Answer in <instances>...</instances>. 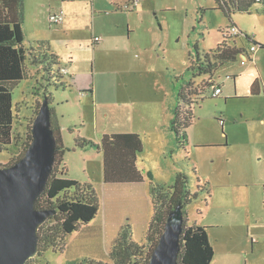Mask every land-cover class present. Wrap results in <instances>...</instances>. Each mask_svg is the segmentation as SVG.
Returning a JSON list of instances; mask_svg holds the SVG:
<instances>
[{
  "label": "rangeland",
  "instance_id": "obj_1",
  "mask_svg": "<svg viewBox=\"0 0 264 264\" xmlns=\"http://www.w3.org/2000/svg\"><path fill=\"white\" fill-rule=\"evenodd\" d=\"M25 2L26 45L48 39L70 68L65 78L71 87L49 85L43 64L29 51L28 76L12 89L15 131L24 138L31 133L47 86L50 105L65 126L67 176L90 181L101 195L103 155L75 149L74 138L98 143L105 133L141 131L138 164L145 179L173 183L179 172L187 173L191 190L198 191L186 206L188 224L209 225L218 253L230 246L238 264H264V47L256 44L257 65L242 64L247 55L221 64L211 88L190 68L197 52L203 57L215 49L232 24L264 44V2L231 16L216 0H140L136 10L125 0ZM53 10H64V23H51ZM97 35L102 41L94 44ZM238 37L247 49L254 44ZM217 85L223 92L213 95ZM183 87L193 103L180 101ZM177 104L181 113L195 105L182 148L168 128ZM22 150L23 145L14 155L0 150V162L10 163ZM100 214L91 223L96 237L85 242L79 233L69 234L63 251L38 252L27 264H71L84 257L114 264L105 250Z\"/></svg>",
  "mask_w": 264,
  "mask_h": 264
},
{
  "label": "trees",
  "instance_id": "obj_2",
  "mask_svg": "<svg viewBox=\"0 0 264 264\" xmlns=\"http://www.w3.org/2000/svg\"><path fill=\"white\" fill-rule=\"evenodd\" d=\"M216 2L228 16H231V12L236 9L250 11L253 4L256 3L255 0H216ZM0 14L3 15L0 18V150H8L14 155L23 145L21 153L13 156L10 163L0 162L1 168L16 163L24 156L32 141V133L27 134V137L24 138L14 128L12 89L28 76L26 63L29 49L25 46L23 29L24 0H14L13 4H10L6 11L4 9V12ZM258 44L264 47V44ZM47 52L43 55V61H40L47 74L46 81L49 82V85L67 87L68 82L65 79V74L61 72L57 54L46 55ZM244 52L243 45L237 44L234 37L224 34V40L215 49L207 52L203 57L197 52V60L190 67L193 77L212 74L221 63L236 60ZM192 82L193 80L189 81L184 87ZM205 84L208 87L213 86L212 81H206ZM45 87L43 95L48 97L51 104L53 95L48 91V87ZM184 87L180 92V101L183 100L188 105L193 101L184 94ZM193 92L190 94L192 95ZM51 110V126L57 145L56 160L47 185L36 202V207L53 209L56 210V213L39 229V253L50 248L63 251L66 247L67 235L77 231L83 224L91 222L102 207L100 196L93 183L67 176L64 163V153L67 147L63 140L61 124L55 117L53 107ZM173 113L170 129L176 135L178 146L185 147L188 143L186 128L192 122L194 110L189 108L185 113H181L180 106L177 104ZM132 136L136 138V143L133 150H130ZM75 142L77 147L103 150L105 183L143 181L135 161L136 153L142 148L141 139L137 134H105L100 143L77 136ZM128 171L130 173L127 175ZM152 196L154 213L145 230H135L133 224L128 220L117 228L112 240L108 241L107 250L114 264H148L165 229L167 219L179 202L182 203L184 223L180 237L181 249L178 255V264H211L215 249L210 242L207 226L197 223L188 224L189 216L186 206L198 196V191L193 192L189 186L188 174L179 172L173 183L153 185ZM71 264H111V262L84 257L81 260L71 261Z\"/></svg>",
  "mask_w": 264,
  "mask_h": 264
},
{
  "label": "water",
  "instance_id": "obj_3",
  "mask_svg": "<svg viewBox=\"0 0 264 264\" xmlns=\"http://www.w3.org/2000/svg\"><path fill=\"white\" fill-rule=\"evenodd\" d=\"M52 110L47 96L31 129L32 141L16 163L0 168V264H27L39 252V229L56 210L39 209L56 160ZM184 214L182 203L170 213L148 264H178Z\"/></svg>",
  "mask_w": 264,
  "mask_h": 264
},
{
  "label": "crops",
  "instance_id": "obj_4",
  "mask_svg": "<svg viewBox=\"0 0 264 264\" xmlns=\"http://www.w3.org/2000/svg\"><path fill=\"white\" fill-rule=\"evenodd\" d=\"M126 1H128V0H125L124 3H126ZM13 2H14V0H0V13L4 12V9L6 11V8H8V6L10 4H13ZM121 3L117 5V11L122 10L123 4H121ZM136 9L137 8H135V10ZM25 10H26V2L24 0V11ZM52 12H57V11L53 10L50 13H52ZM64 14H65V17H64V20H63L62 23H64V21L66 19V13L64 12ZM2 16L3 15L0 14V18ZM25 22H26V12H25V21L23 23V29H24V26H25ZM24 32H25V30H24ZM224 34H225V32H224ZM236 37H238V36L234 37L236 42H237ZM247 39L250 42H253L254 44L256 42L258 43V41L256 40L255 36H253V40L251 38H247ZM101 41H102V38L100 37V40L99 41H94V44H98ZM38 42L41 43V44L39 43V46L36 45V47H33V46L28 47L26 45V36H25V46L29 49L30 53H32L33 58H34L35 61H37V62L43 61V55L48 50L46 55H49L51 53L57 54L58 59H59L60 64H61V67H67L69 69V73H70L69 66L63 63L62 56L60 55V53L58 51L53 49L52 44H51V42L48 39L47 40L43 39V40L40 41V39L37 38V43ZM237 44H239V43L237 42ZM254 44H250L249 45V49H247L243 45L245 47V52H244V54H241V55H243V56L247 55V56H244L243 60H245V63H242V64L247 65L249 63V61H250L252 63L251 65H253V64L257 65V63H258L257 56H256V52L257 51L255 52V54L250 51V47L252 45H254ZM260 48H263V47L260 46ZM221 64H223V63H221ZM214 72L212 74H214ZM69 73H68V75H69ZM212 74L202 75V77H205L206 81H210V82L212 81L213 82V86H211V87H214L215 86V81H214V78H213ZM40 77H41V75L38 77V79ZM66 77H67V75H66ZM67 82L69 84V87H71L70 82L69 81H67ZM216 87L221 88V92L219 93V94H221L223 92L222 87L220 85H217ZM62 88L67 89L68 86L67 87H62ZM206 88H208L207 85H206ZM210 88H209V90H210ZM53 109H54V112H55V117L58 119L57 113H56V109L54 107H53ZM58 121H59V119H58ZM59 123H60V121H59ZM60 124H61L63 140H64L65 145L67 146L66 141H65V126L62 125V123H60ZM168 128H169V130H171L170 129V124H169ZM113 133H132V134H137L140 137L141 142H142V148H141V150H139L136 153V160L135 161H136V166H137L138 170L142 174L141 176H142L143 181L142 182H128V183H109V184L105 183V159H104V152L101 149L93 148V149H96L99 152H101L102 155H103V182H104L103 185H105V194L101 195V193L99 194V192H98V194L100 196L101 204H102V207H101V210H100L99 213H101L100 215L102 216L101 219H102L103 230H104V246H105V250H106L107 253H108V250H107L108 241L112 240L113 235L116 232L117 228L123 222L129 220L133 224L135 230H137V229H141V231L145 230V228L147 226V223L149 222V220L151 219V217H152V215L154 213V202H153V196H152V187H153V185H155V184H171V183H165V182H162V183L156 182V183H154L152 179L148 182V180L145 179L144 172H143V170L140 168V166L138 164V153H140L144 149V142H143V138L141 136V131L136 130V129H128V130H122V131H117V132H112V133H105V134H113ZM105 134H103V136ZM78 136H80V135H78ZM103 136H102V138H103ZM75 138H74L75 149L76 148H81V147H77L76 146ZM102 138H101V140L98 143H100L102 141ZM135 143H136V138L132 136L131 137V144L132 145L129 148L130 150H133V148L135 147ZM85 149H92V148H85ZM86 171H87V169H85V172ZM129 173H130V171H128L126 174L128 175ZM83 182H90V181H83ZM99 213H98V215H99ZM94 219L91 222L83 224L77 231L71 233L70 235H74L76 233H79V235H81V237H82V239H81L82 241L83 240L85 242L90 241L91 238L96 237V235L94 233V229L91 228L92 227L91 223H93ZM194 223H197V222H194ZM197 224H199V223H197ZM201 225L207 226L210 242L212 244L210 230H209V225H206L204 223H201ZM97 236H98V234H97ZM213 247L215 249V255H214V258H213L211 264H238L236 262L235 254L232 253V250H231L230 246H228V248L225 250V252L223 254L222 253H218V251H217V249H216V247L214 245H213ZM108 255H109V253H108ZM247 263H248V261H247Z\"/></svg>",
  "mask_w": 264,
  "mask_h": 264
},
{
  "label": "built area",
  "instance_id": "obj_5",
  "mask_svg": "<svg viewBox=\"0 0 264 264\" xmlns=\"http://www.w3.org/2000/svg\"><path fill=\"white\" fill-rule=\"evenodd\" d=\"M139 1L140 0H128V1H126L125 5L128 9H134L138 5ZM255 1L256 2H264V0H255ZM64 17H65V14H64V11L62 10V11L50 13L49 19H50L52 24H60L61 22H63ZM225 34L229 35L231 37H235V36H239V35H245L247 38H251L253 40V36L245 33L235 24H232L231 26H229V28L227 30H225ZM99 40H100L99 36H96L94 38V41H99ZM256 44H258V43H255L254 45H252L250 47V51L254 54L258 50V46ZM259 47H260V45H259ZM242 63H245V60H242ZM61 72L64 73L65 75H67L69 73V69L67 67H61ZM220 92H221V88L216 87L214 89L213 95H218Z\"/></svg>",
  "mask_w": 264,
  "mask_h": 264
}]
</instances>
